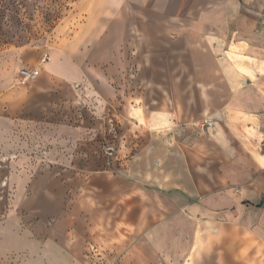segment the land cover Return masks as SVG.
<instances>
[{
    "label": "crops",
    "instance_id": "crops-1",
    "mask_svg": "<svg viewBox=\"0 0 264 264\" xmlns=\"http://www.w3.org/2000/svg\"><path fill=\"white\" fill-rule=\"evenodd\" d=\"M75 3L41 81L64 97L82 81L136 128L194 135L178 194L127 187L139 212L123 263L264 264V0Z\"/></svg>",
    "mask_w": 264,
    "mask_h": 264
},
{
    "label": "rangeland",
    "instance_id": "rangeland-1",
    "mask_svg": "<svg viewBox=\"0 0 264 264\" xmlns=\"http://www.w3.org/2000/svg\"><path fill=\"white\" fill-rule=\"evenodd\" d=\"M76 1L0 0V264H124L139 212L129 186L174 197L186 172L190 131L136 128L82 81L64 97L23 73L50 61Z\"/></svg>",
    "mask_w": 264,
    "mask_h": 264
},
{
    "label": "built area",
    "instance_id": "built-area-1",
    "mask_svg": "<svg viewBox=\"0 0 264 264\" xmlns=\"http://www.w3.org/2000/svg\"><path fill=\"white\" fill-rule=\"evenodd\" d=\"M23 73L25 74V76L28 78V77H36L38 75V71L35 70V71H23ZM203 126H211L212 125V122L210 120H205V122L202 124Z\"/></svg>",
    "mask_w": 264,
    "mask_h": 264
}]
</instances>
